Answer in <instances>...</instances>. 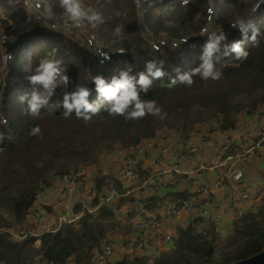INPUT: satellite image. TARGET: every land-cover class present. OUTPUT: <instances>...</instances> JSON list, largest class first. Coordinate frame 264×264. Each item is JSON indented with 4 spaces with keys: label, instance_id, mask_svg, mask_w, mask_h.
I'll use <instances>...</instances> for the list:
<instances>
[{
    "label": "trees",
    "instance_id": "obj_1",
    "mask_svg": "<svg viewBox=\"0 0 264 264\" xmlns=\"http://www.w3.org/2000/svg\"><path fill=\"white\" fill-rule=\"evenodd\" d=\"M50 2L57 13L56 19L40 17L37 23L46 28L23 35L4 71H1L0 50V113L7 119L6 125L0 123L3 134L0 139V229L22 225L37 193L48 187L52 179L72 177L80 167L102 163L104 153L114 146L136 147L152 139L161 129L184 138L196 125L219 124L220 132L234 133L240 114L251 113L264 105V35L259 38L258 48L246 45L250 52L246 62L240 63L232 56L222 58L217 64L223 73L220 80L205 82L197 76L191 87L171 83L175 69L186 71L199 63L200 45L205 39L200 36V30L207 27V9L215 7L214 29L224 30L231 42L239 38V32L230 25L237 16L248 14L253 0H190L185 8L179 6V0H161L152 8L136 7L133 0H103L101 10L106 23L98 29V35L110 56L104 63L99 62V55L84 56L72 40L47 28L55 22L63 23L57 0ZM84 2L95 5L96 0ZM24 8L20 0H0V28L9 22L24 20L27 15ZM260 10L264 11V4ZM117 11L126 15L117 17ZM168 20L176 21L177 26H166ZM117 24L124 26L122 43L112 34ZM150 36L162 52L165 50L167 56L161 58L166 60L164 70L168 75L154 82L143 98L157 101L167 113L163 120L146 116L139 121H126L105 113L85 124L74 117L63 118L59 108L42 111L36 118L21 114L16 98L28 87V73L24 71L27 54L32 53L34 67L40 57L54 53L63 60L67 75L75 85L84 83L89 72L110 77L129 65L133 73L142 71L146 60L161 55L149 44ZM181 36L189 37L187 44L179 43ZM88 86L93 89L90 101H94V84L89 82ZM56 93L52 99L59 101L61 89L57 88ZM34 125L40 126L41 135H29ZM147 174V170L139 171L140 183ZM261 180L264 191V173ZM93 185L97 193L102 188H114L119 194L127 191L124 188L127 185L111 176H99ZM189 197L187 192L151 194L143 198V205L149 211L158 212L170 205H179ZM126 200L134 201L131 197ZM123 218L124 215L115 217L109 209L101 208L93 220L83 219L75 228L66 226L37 239L29 237L11 242L0 232V264H93L94 250L106 237L129 233L131 225L120 224ZM37 240L42 241L40 249L36 246ZM263 249L264 201L255 211L246 208L244 217L220 230L211 222L194 217L187 226L178 227L168 250L150 258L116 257L109 264H231Z\"/></svg>",
    "mask_w": 264,
    "mask_h": 264
},
{
    "label": "built area",
    "instance_id": "obj_2",
    "mask_svg": "<svg viewBox=\"0 0 264 264\" xmlns=\"http://www.w3.org/2000/svg\"><path fill=\"white\" fill-rule=\"evenodd\" d=\"M20 2L25 9L35 13L27 14L24 20L9 22L4 29L0 28L2 31L0 34L1 71H4L5 68V52L10 54L13 59L14 48L24 34L46 28L37 23L43 16L39 14L41 9L36 8V1L20 0ZM47 28L64 38L66 37L65 33L69 32L63 28V23L58 22ZM94 31H96L97 39L95 40L92 36V40L88 41L90 45L100 42L98 29ZM104 49L103 45L102 52L108 54ZM96 56V54H92L91 58ZM99 58L101 63L103 58L100 56ZM256 111L260 112L261 119L243 143L236 139L229 140V134L220 133L215 125H206L205 127L196 125L191 134L184 138L167 129L158 130L152 139L155 140L154 144L158 145L159 153L155 154L151 159L152 165L147 168L148 179L138 188L124 186L127 190L124 191L125 194H119L114 188L101 189L99 193L96 192L90 184L92 179L90 172L98 174L97 166L99 164L80 167L72 177H56L64 184L57 189L48 209L41 208L32 211L34 203L42 192L52 187L53 179L48 187L37 193L26 216V221L18 227L0 229V232L5 234L6 239L11 242L25 240L29 237L37 239L46 232L55 234L66 226L75 228L83 219L93 220L101 208L109 209L115 217L125 211L132 213V216L120 221V224L132 225L129 233L124 236L106 237L102 244L94 250L93 264H109L116 257L119 259L150 258L171 247L176 231L168 229L163 218L156 216L144 207L143 201L138 195L141 190L145 189V186L149 187L150 192L157 196H163L170 192H187L190 195L188 200L179 205H172L167 211L175 222L185 214H189L191 218L196 216L203 220H211L210 222L217 228L224 223L232 222L233 219L238 220L246 208H252L255 211L264 201V193L248 181L249 164L252 161H257L264 165V105L246 114L252 115ZM164 130L167 132H163ZM236 130L237 122L234 132ZM159 132L161 134L157 136ZM199 136L202 138L195 141ZM169 146L180 151L181 156L173 161L164 160L162 154L168 152ZM147 149L151 150V148ZM201 150H213L214 161L193 164V159L201 155ZM141 152L142 150L137 146L122 147L117 153L107 151L103 157L106 162L116 156L122 158L120 166L115 170H107L108 173L122 184L135 183L142 167L140 165L144 162ZM196 173L199 176H201L200 174L210 176L211 179L202 182ZM180 188L184 189L180 190ZM128 197L133 198L134 201L126 200ZM216 199L229 212V216L212 212ZM136 205L138 209L135 213L133 209ZM77 208L79 210L75 212ZM47 214L50 215L51 220L45 225L44 233L38 237L33 235L29 224ZM177 229L178 227H176ZM37 248L40 249V246ZM37 260L38 258L35 261Z\"/></svg>",
    "mask_w": 264,
    "mask_h": 264
},
{
    "label": "clouds",
    "instance_id": "obj_3",
    "mask_svg": "<svg viewBox=\"0 0 264 264\" xmlns=\"http://www.w3.org/2000/svg\"><path fill=\"white\" fill-rule=\"evenodd\" d=\"M60 8V17L63 21V28L67 31L74 29L84 30L91 28L99 29L105 25V17L102 13L103 0H96L95 5L86 4L84 0H57ZM161 0H133L136 7L147 5L148 8L155 7ZM190 0H179V6L185 8ZM264 0H253L251 9L247 15L237 16L230 25L239 32V38L231 42L224 30H210L203 27L200 36L204 37V43L200 45L199 63L188 68L186 71L175 69L176 75L171 79L173 85L191 87L195 83V77L202 81H218L223 73L217 64L223 57L232 56L236 61L244 63L247 61L250 52L246 45L258 48L260 37L264 35V11L260 10ZM36 8L42 9V16L50 21L56 19L57 13L50 0H37ZM207 21L212 23L213 17L217 15L215 7L207 9ZM117 17L126 13L116 12ZM166 26L176 27L174 20L166 21ZM113 36L122 43L124 37V26L117 24L112 31ZM189 37L181 36L180 44H187ZM175 46H179L176 44ZM159 45L153 44L154 51H159ZM194 50L193 45H189ZM99 56L104 60H110V56L103 52ZM12 59V56L5 52L4 63ZM166 60L159 56H154L144 62V69L133 73L132 66L123 67L116 70L110 77L102 74L88 77L84 83L72 85L67 69L64 67L63 60L54 53L42 56L38 59L35 66L32 65V53L25 57L24 71L28 73L26 80L28 87L19 93L17 103L20 105V112L24 116L36 118L42 111L52 108L62 109V116L65 119L74 117L90 123L94 117L107 114L110 117H123L126 121H139L146 116L159 117L163 120L167 113L163 112L155 99H145L152 89L154 82L163 79L168 73L164 70ZM94 84L96 99L90 101L93 89L88 83ZM72 85L71 90L69 86ZM61 89L62 98L59 101L53 100L56 96V89ZM0 123L7 124V119L0 113ZM170 131V130H169ZM30 136L41 135L39 125H34L29 130ZM3 134L0 133V139ZM39 247L42 241L36 242Z\"/></svg>",
    "mask_w": 264,
    "mask_h": 264
},
{
    "label": "crops",
    "instance_id": "obj_4",
    "mask_svg": "<svg viewBox=\"0 0 264 264\" xmlns=\"http://www.w3.org/2000/svg\"><path fill=\"white\" fill-rule=\"evenodd\" d=\"M210 125H215L217 127V130L219 129V124H210ZM206 125H203V127H205ZM219 131V130H218ZM220 132V131H219ZM220 133H228L229 135H231L232 137H234L233 139H235L236 137V134L235 133H230L229 131H224V132H220ZM200 138H202L201 136L197 137L195 141H198ZM149 140V139H148ZM145 141V140H144ZM143 141L137 146L138 148L142 145ZM116 146H114L112 149H110L111 152L113 153H117L122 147H125V146H119L117 148H115ZM115 148V149H114ZM114 149V150H113ZM142 150V159L143 161H145L144 159V156L146 153H149L150 156H151V159L155 156V154L159 153V152H153L152 150H144V148H139ZM173 152H175L176 154H178L177 157L175 158H172L170 156V152L172 150ZM214 150V149H213ZM213 150L211 151H204V150H201V155L195 159H193V164H196V163H199V162H205V163H212L214 161V154H213ZM180 154H182L180 151H178L177 149L173 148L172 146H169V149H168V152L162 154L164 160L166 161H173L175 159H177L179 156H181ZM105 156V155H104ZM122 162V158L119 157V156H116L115 158H113L112 160L110 161H105V158H103L102 160V163H100L97 167H98V174H95L94 176H91V186H93L94 188V185H93V181L95 179H97L99 176H111L107 170H115L117 169L120 164ZM255 163V166H252V162L249 164L248 166V181L254 186L256 187L258 190H260L261 192L264 193V191L261 189L262 187V180H261V176L263 175L264 173V165H261L259 164L257 161L254 162ZM142 166V167H141ZM141 169L140 171L142 170H147V177H145L141 183H140V186L141 184L148 179L149 177V172H148V169L146 167V165L144 164V162L142 163V165H140ZM258 174H260V177L258 178ZM196 175L202 179V182H207L209 179H211L210 176H208V179H205L203 178L202 176H199V174L196 173ZM251 178H253L251 180ZM53 183H52V187L49 189V190H45L44 192H42V194L40 195L39 198H37L36 202L34 203V207L32 209L33 210H38V209H48V206L49 204L53 201L55 195H56V192H57V189L59 187H61L64 182L62 180H59V179H56L54 178L53 179ZM139 182V178L138 180L135 182V183H129L127 186H130V185H136L137 183ZM126 185V184H125ZM139 186V187H140ZM136 188V187H134ZM184 188H180V190H183ZM102 190H105V188H102ZM139 194L141 195H138L140 200L143 201V198L144 197H148L149 195H151L152 193L148 192L146 189L144 190H141L139 192ZM43 195H48L50 197V200L47 202L46 199L42 198ZM154 195V194H152ZM157 196V195H156ZM174 205V204H173ZM172 205L168 206L167 209H163L161 211H158V212H153V211H150V212H153L156 216H159L161 218H163L165 224H166V227L168 229H172V230H175L176 231V227H185L188 225V223L191 221V216H189V214H185L183 216H181L176 222L168 215V210L170 209ZM212 212L216 213H222L224 215H227V213H229L224 207L221 206L220 202L218 199H216L215 203H214V206H213V209H212ZM193 213L195 214V212L193 211ZM167 214V215H166ZM120 215H124V218L121 219V221H124L126 219H128V217H131L132 216V213H129V212H121ZM119 215V216H120ZM196 217V216H194ZM193 217V218H194ZM29 218V217H28ZM51 218H50V215L47 214L46 216L42 217V218H39L37 219L35 222H33L32 224H29V228H30V231L33 235L35 236H40L42 233H44V227L46 224H48L50 222ZM206 222H210L211 220H205ZM228 226V223H224L222 226L218 227V228H224V227H227ZM131 228H132V225H131ZM113 239H117L116 237H111ZM126 238V237H125ZM124 238V239H125ZM39 259V258H38ZM35 264V263H34Z\"/></svg>",
    "mask_w": 264,
    "mask_h": 264
},
{
    "label": "rangeland",
    "instance_id": "obj_5",
    "mask_svg": "<svg viewBox=\"0 0 264 264\" xmlns=\"http://www.w3.org/2000/svg\"><path fill=\"white\" fill-rule=\"evenodd\" d=\"M25 9V8H24ZM26 14H34L35 12L33 11H28L27 9H25ZM42 13V9L40 11L39 14ZM207 27L210 30H215L213 23L211 24H207ZM2 29H4V27H1ZM1 30H0V34H1ZM66 37L69 38L70 40L73 41V43L76 45L77 48H79L80 53L83 54L84 56L91 58L92 54H96L99 55L100 52H102L103 49V45L106 47L105 43L101 40V38L99 37L100 42L99 43H94V45H90L88 43L89 40H92V36L95 38V40L97 39V35H96V31H94L91 28H86L84 30H80V29H74L72 32H66L65 33ZM151 38L149 39V44L153 46V44L157 45V41H155L153 39L152 36H150ZM162 47L166 48L165 45H162ZM108 53V52H107ZM157 53H161L160 57H166V53L165 50L164 52H162L160 49ZM5 76V73H4ZM59 88V87H58ZM261 119V114L259 111L254 112L252 115H248L246 113H242L239 115L238 117V121H237V130L234 132L236 134L235 139L238 142L243 143L245 140L248 139L250 133L253 131V129L255 128V126L259 123ZM163 132H167V130H164ZM161 134V132H159L157 134V136H159ZM229 140H232L234 137H232L231 135H228ZM155 140L151 139V140H145L143 141L142 145L139 148H144V150H146L147 148H151V150L153 152H158L159 151V147L158 145L154 144ZM119 147V145H117L115 148ZM114 148V149H115ZM113 149V150H114ZM172 150V149H170ZM107 153V152H105ZM104 153V154H105ZM170 156L172 158H175L178 156V154H176L175 152H173V150L170 152ZM144 164L146 165L147 168H149L152 165V161H151V156L149 153H146L144 156ZM255 161H252V166H255ZM96 173L95 172H90V176H94ZM203 178L208 179L207 175L204 174H200ZM151 176V173H150ZM258 178L260 177V174H258L257 176ZM143 185V183L141 184V186ZM140 186V182H138L135 187L138 188ZM149 193H150V189L149 187L145 186L144 187ZM42 198L46 199V201L48 202L50 200V197L48 195H43ZM137 205L134 207L133 212H137ZM232 214L233 211H231ZM167 215V214H166ZM227 216H229V213H227ZM245 216V211L243 212L242 217ZM241 217V218H242ZM240 218V219H241ZM239 220V219H238ZM235 221V219H233L232 222L228 223V226H231V224ZM222 228H218V230H220Z\"/></svg>",
    "mask_w": 264,
    "mask_h": 264
},
{
    "label": "water",
    "instance_id": "obj_6",
    "mask_svg": "<svg viewBox=\"0 0 264 264\" xmlns=\"http://www.w3.org/2000/svg\"><path fill=\"white\" fill-rule=\"evenodd\" d=\"M231 264H264V249L256 255Z\"/></svg>",
    "mask_w": 264,
    "mask_h": 264
}]
</instances>
